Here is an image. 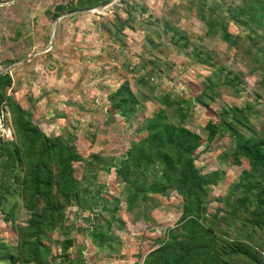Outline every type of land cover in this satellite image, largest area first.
<instances>
[{"label": "trees", "instance_id": "16d2710c", "mask_svg": "<svg viewBox=\"0 0 264 264\" xmlns=\"http://www.w3.org/2000/svg\"><path fill=\"white\" fill-rule=\"evenodd\" d=\"M109 1L83 0L76 4L86 9ZM236 1L225 9L212 0H186L185 9L201 22L203 33L209 38L227 39L230 22L246 32L245 39L254 42L256 50L251 54L252 48L248 46L245 53L257 61L264 89V0ZM76 4L67 8L54 6V18L77 11L80 8ZM128 18L129 15L125 20L116 17L105 29L113 43L124 39V30H133L138 23ZM159 27L163 34L185 39L188 44V38L176 25L164 20ZM152 33L160 37L156 28ZM240 40L241 36L236 35L231 45L236 46ZM158 45L148 34L144 36V52L151 53ZM199 49L200 46L192 47L194 61H213L210 51L202 56ZM149 79V74L142 75L137 82L147 85ZM224 79L223 84L231 87L240 83L238 77L229 80L226 75ZM220 83L206 82L195 101L206 105L214 100L220 94L219 87L224 86ZM10 84L8 73L0 75V114L6 112L9 116L11 131L8 130L14 144L0 137V214L3 221L10 223L16 243L0 240V264H87L81 246L71 257L74 239L66 225L65 209L73 203L91 212L92 206L104 208L107 200L100 195L106 188L94 182L96 173L101 171L112 172L124 184L129 210L148 195L163 196L172 190L181 198L179 220L165 231L163 242L146 254L142 264H264V136L251 125V116L257 115L253 105L223 106L219 122H207L202 138L183 125L191 101L176 100L169 94L153 96L148 84L149 100H155L161 108L137 129L143 137L132 141L123 153L106 159L98 153L83 157L71 143L47 136L31 122L27 111L6 95L4 89ZM238 91L236 88L235 94ZM140 99L127 81L108 96L111 110L126 121L138 117ZM224 134L231 141L228 152L238 160L244 158L248 168L240 172L228 196L218 199L224 204L223 211L208 213L207 207L213 200L210 186L217 185L222 174H202L194 164L195 152L203 140L211 143ZM78 162L82 163L80 178L75 176L74 164ZM20 215L26 216V220L18 222ZM112 220L95 226L91 241L98 250H117L109 233Z\"/></svg>", "mask_w": 264, "mask_h": 264}, {"label": "rangeland", "instance_id": "374dc122", "mask_svg": "<svg viewBox=\"0 0 264 264\" xmlns=\"http://www.w3.org/2000/svg\"><path fill=\"white\" fill-rule=\"evenodd\" d=\"M212 1L225 9L237 4L236 0ZM44 2L56 14L52 1L43 0L42 4ZM109 2L107 8L97 6L99 9L94 13L59 20L63 28L59 36L68 37L67 44H72L70 48L65 47V52L53 50L59 32L57 26L54 41L47 52L32 56L7 72L11 84L4 89L5 93L27 111L33 124L38 125L47 136L59 137L71 143L83 157L98 153L108 159L123 153L132 141L143 137V134L136 132L137 129L161 108L155 100H149L148 91L152 87L153 96L169 94L176 100L191 101L183 125L202 138H205L203 129L207 122H219V112L223 106L243 108L246 104L253 105L257 111L250 122L256 132L264 136V89L257 61L245 53L248 46L252 48L251 54L256 50L254 42L245 39L246 32L230 22L227 39L205 36L201 22L194 14L186 12V0ZM76 7L80 8L79 4ZM53 15L51 25L57 18ZM128 15V19L138 23L134 24L133 30H124V39L118 38L117 43H113L106 36L105 29L116 17L125 20ZM164 20L176 25L185 34L184 38H188V44H185V39H174L170 34H163L159 25ZM155 28L160 37L152 33ZM146 34L154 44L159 43L151 53L143 51ZM236 35H240L241 40L232 46L231 41ZM49 40L48 37L40 49L46 48ZM195 46L201 47L198 51L202 56L206 50L210 51L213 61L204 64L194 61L192 47ZM25 47L19 39L11 40L8 35L3 36L0 39V70L25 57ZM221 69L222 73L217 77ZM147 74L151 76L147 81L150 88L148 84L137 82ZM226 75L229 80L238 77L240 83L237 87L223 84ZM209 80L214 83L219 80L224 86L219 87L220 94L214 100L200 105L195 98ZM126 81L130 90L141 98L142 105L138 117L129 121L111 110L108 100V96ZM236 88L239 90L237 94ZM8 128L11 131L9 116L4 112L0 114V137L14 145ZM69 137H72L71 142ZM230 144L229 137L224 134L211 143L203 140L195 152L194 164L202 174L216 171L222 174L218 184L210 186L213 200L207 207L208 213L223 211L224 204L218 199L228 196L230 186L237 181L240 172L248 168L244 158L238 160L228 152ZM74 167L76 178H80L82 163H75ZM94 182L106 188L100 195L107 200L103 209L92 206L94 212H91L86 207L80 208L77 203L65 209L66 225L70 227L77 246H84L82 254L85 262L142 264L146 254L163 242L165 231L179 220L181 198L172 190L163 196L148 195L129 210L124 184L112 172L96 173ZM25 218L20 215L18 222H23ZM111 218L109 233L113 237V248L117 250H98L91 244L92 233L96 225L104 226ZM2 219L0 214V240L15 244L16 236L10 223ZM70 254L74 257L75 248L70 249Z\"/></svg>", "mask_w": 264, "mask_h": 264}, {"label": "crops", "instance_id": "0c3cea01", "mask_svg": "<svg viewBox=\"0 0 264 264\" xmlns=\"http://www.w3.org/2000/svg\"><path fill=\"white\" fill-rule=\"evenodd\" d=\"M42 2L43 0H0V39L8 35L11 40L19 39L20 44L26 46L27 54L20 61L31 53L42 50L40 48L47 42L48 37L51 39L54 28V23L51 25V16L54 12L52 8L48 9V3L42 4ZM57 26L59 32L53 43V50L61 49L65 52V47L70 48L72 44H67L68 37L59 36L60 30L63 28L59 22ZM54 237H58L56 233ZM70 237L74 239L72 248H75L76 252L78 246L75 238L71 234ZM81 251L83 252V248Z\"/></svg>", "mask_w": 264, "mask_h": 264}, {"label": "water", "instance_id": "95a60500", "mask_svg": "<svg viewBox=\"0 0 264 264\" xmlns=\"http://www.w3.org/2000/svg\"><path fill=\"white\" fill-rule=\"evenodd\" d=\"M110 4L107 3L106 5L102 6V8H106L108 7V5ZM99 9V7H93V8H86V9H82V10H77V11H74L72 13H65V14H62L60 16H58L54 22V28H53V32H52V36H51V39H50V42H49V45L42 49V50H39V51H36V52H33L31 53L30 55H28L25 59L21 60V61H18L14 64H11V65H8L4 68H2L0 70V75L4 74V73H7L11 68H13L14 66H16L17 64H20L22 62H24L25 60H27L28 58L32 57V56H35L37 54H41L43 52H45L46 50H48L51 46H52V43L54 41V36H55V32H56V28H57V25H58V22L61 18H64V17H67V16H72V15H82V14H89V13H94L96 12L97 10Z\"/></svg>", "mask_w": 264, "mask_h": 264}, {"label": "built area", "instance_id": "2783aa9c", "mask_svg": "<svg viewBox=\"0 0 264 264\" xmlns=\"http://www.w3.org/2000/svg\"><path fill=\"white\" fill-rule=\"evenodd\" d=\"M51 1L54 4V6L59 5V6H62L64 8H67V7L71 6L72 4H76V3L83 1V0H51Z\"/></svg>", "mask_w": 264, "mask_h": 264}]
</instances>
